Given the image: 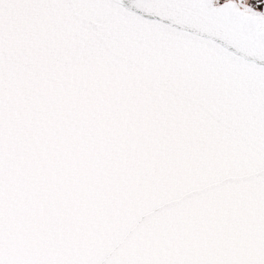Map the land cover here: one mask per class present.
<instances>
[{"label":"snow or ice","instance_id":"obj_1","mask_svg":"<svg viewBox=\"0 0 264 264\" xmlns=\"http://www.w3.org/2000/svg\"><path fill=\"white\" fill-rule=\"evenodd\" d=\"M0 264H264V0H0Z\"/></svg>","mask_w":264,"mask_h":264}]
</instances>
